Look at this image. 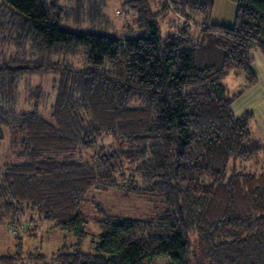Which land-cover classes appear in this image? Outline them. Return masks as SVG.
<instances>
[{"label":"trees","instance_id":"16d2710c","mask_svg":"<svg viewBox=\"0 0 264 264\" xmlns=\"http://www.w3.org/2000/svg\"><path fill=\"white\" fill-rule=\"evenodd\" d=\"M93 1L0 0V228L14 239L0 264H264V146L253 113L232 109L257 82L251 53L264 55V0H232V26L195 21L215 0H130L131 38L62 26ZM169 12L182 22L163 36ZM233 71L245 76L235 92L224 81ZM46 73H55L49 116L40 86H28L31 108H20L26 78ZM91 189L164 209L157 218L100 209L99 240L86 243ZM27 214L76 243L24 250L26 231L35 235Z\"/></svg>","mask_w":264,"mask_h":264},{"label":"rangeland","instance_id":"374dc122","mask_svg":"<svg viewBox=\"0 0 264 264\" xmlns=\"http://www.w3.org/2000/svg\"><path fill=\"white\" fill-rule=\"evenodd\" d=\"M129 1L130 0H94L93 3L95 7L89 8V11L72 10L71 13L76 16L75 19H69V17L61 14L64 16V19H66L61 21V24L64 28L71 30L90 31L119 38L134 37L137 35L134 28L137 12L132 10ZM62 3V6L67 3L70 7L68 0H62ZM59 9L60 8H58V10ZM236 10L237 5L232 0H215L209 15H196L194 16V19L199 24L215 23L232 26L236 22ZM181 22L182 21L179 17H176L173 13L169 12L166 18L163 21H160L161 34L165 36L173 33L176 29L175 25H179ZM11 24H13V21L8 27L9 34L12 29ZM82 58L83 54L79 53L77 59L80 60ZM237 73L241 75L239 80L241 81L242 79L243 83L238 80L237 83L233 82L230 75L225 77V83L228 84L231 80V83L234 85L245 84V76L242 75L241 72L237 71ZM54 78L55 73L34 74L26 78L25 82L22 84L23 96L21 98L20 108H31L26 98V90L28 86H30V88L40 86L45 91L44 93H47V95L50 96L47 100L45 98L42 100L44 104L41 107V113L44 116H49V108L54 96L52 90V82ZM256 120L258 121V119ZM260 123L261 122L259 121L255 126L253 137L258 139L261 144H264V137H262V140L257 138V134H261ZM7 149L10 150L8 147V138L5 140L4 146L1 150V158L3 160L8 156ZM87 199L88 202L83 207L82 211L87 221L86 229L89 233L86 243L91 244H94L99 240L101 230L98 226L97 220L99 218L98 212H100V209L110 216L131 218H157L164 209L162 203L158 200L127 194L124 191L117 189H91L88 193ZM33 217L36 219V215H33ZM31 220V214H27L24 221L25 223L30 224V227L33 226V230L31 231L35 232V235H30L29 230L26 231L22 239L24 250H31L50 255L63 245L70 246L76 243V237L73 234L52 229L51 223H38V220L36 219L35 221L39 224L37 226L35 223H31ZM23 232L24 230H20V234ZM13 240L12 234L7 227L0 228V256L12 251L14 247ZM87 245L86 247L84 246V250L88 249L89 244ZM168 262L169 260L167 259H159L152 262H145V264H168Z\"/></svg>","mask_w":264,"mask_h":264},{"label":"crops","instance_id":"0c3cea01","mask_svg":"<svg viewBox=\"0 0 264 264\" xmlns=\"http://www.w3.org/2000/svg\"><path fill=\"white\" fill-rule=\"evenodd\" d=\"M251 57L253 60L252 68L257 77V83L247 88L245 92L235 100L232 109L236 115H241L247 111L253 113L254 118L251 124L252 134L255 133L254 128L260 121L261 134H257V138L262 140V137H264V55L260 50L255 49L252 51ZM229 75L233 82L237 83L238 80L243 83L242 79L241 81L239 80L241 75L238 74L237 71H233ZM227 86L229 91L235 92L242 84L234 85L230 80ZM256 119H258V121ZM262 145L264 146V144Z\"/></svg>","mask_w":264,"mask_h":264}]
</instances>
